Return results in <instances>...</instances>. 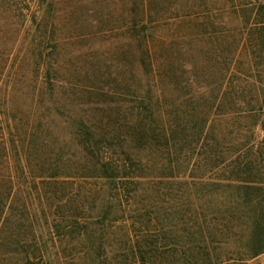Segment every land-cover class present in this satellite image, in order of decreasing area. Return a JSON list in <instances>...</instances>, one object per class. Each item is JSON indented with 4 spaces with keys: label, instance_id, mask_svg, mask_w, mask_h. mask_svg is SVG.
Here are the masks:
<instances>
[{
    "label": "trees",
    "instance_id": "1",
    "mask_svg": "<svg viewBox=\"0 0 264 264\" xmlns=\"http://www.w3.org/2000/svg\"><path fill=\"white\" fill-rule=\"evenodd\" d=\"M248 10L264 16V0ZM125 30L140 56L124 64L140 80L127 103L141 106L125 104L116 69L85 71L110 131L72 111L51 121L66 107L40 45L41 80L0 95V264H247L264 253V63L243 98L234 63H182L175 77L144 27ZM223 127L228 141L213 130Z\"/></svg>",
    "mask_w": 264,
    "mask_h": 264
},
{
    "label": "rangeland",
    "instance_id": "2",
    "mask_svg": "<svg viewBox=\"0 0 264 264\" xmlns=\"http://www.w3.org/2000/svg\"><path fill=\"white\" fill-rule=\"evenodd\" d=\"M262 1L0 0V95L10 90L12 81L11 91L20 97L34 81L41 80L33 66L38 58L32 55V49L40 45L46 48L42 49L46 59L58 64L51 76L56 79V93L64 95L59 102L66 107L64 118L51 121L56 125L69 122L65 119L72 111L75 117L109 130L104 126L107 119L93 107L97 88L85 71L91 74L93 66L105 63L110 68L102 66L100 70L106 71L103 78H108V71L116 69L122 80L126 79L125 104L140 107L137 102L127 103L131 100L127 93L139 91L140 80L131 78L124 65L127 59L136 62L140 58L137 42L125 30L136 24L137 29L144 27V43L154 59L176 63L175 77L181 75L182 63L231 62L239 93L249 98V86L241 82L248 81L247 77L259 79L258 71L263 70L258 64L264 63V16L262 11L254 14L248 8L259 7ZM54 44L56 51L49 48ZM193 70L197 76L203 72L197 66ZM125 118L122 112L121 119ZM213 130L228 141L224 127ZM257 133L263 135L260 129ZM63 252L67 255L68 251ZM247 264H264V253Z\"/></svg>",
    "mask_w": 264,
    "mask_h": 264
}]
</instances>
